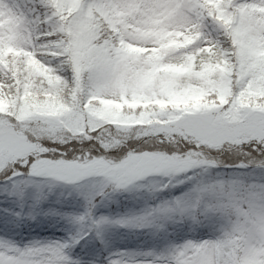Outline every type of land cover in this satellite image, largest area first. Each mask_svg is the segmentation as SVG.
<instances>
[{"label": "snow or ice", "instance_id": "1", "mask_svg": "<svg viewBox=\"0 0 264 264\" xmlns=\"http://www.w3.org/2000/svg\"><path fill=\"white\" fill-rule=\"evenodd\" d=\"M137 190L152 202L97 214ZM0 202L6 225H67L0 237V264H194L225 230H252L264 0H0ZM121 229L154 246L116 248Z\"/></svg>", "mask_w": 264, "mask_h": 264}, {"label": "rangeland", "instance_id": "2", "mask_svg": "<svg viewBox=\"0 0 264 264\" xmlns=\"http://www.w3.org/2000/svg\"><path fill=\"white\" fill-rule=\"evenodd\" d=\"M185 189L177 187L172 191H161L157 194L158 199H169L178 196ZM149 194L143 190L133 191L131 193H121L114 197L112 202L106 206H101L97 210L98 215H116L128 211H138L145 204L151 203ZM7 207L0 202V209ZM252 230L241 232L239 229H228L222 236L210 245L198 248L189 253V261L194 264H238L239 252L242 253L241 261L246 264H259L255 257L264 252V217H257L251 221ZM184 226H170V231L180 232ZM67 225L62 221H50L43 224L28 222L15 227L5 223V215L0 211V237L17 241L26 242L33 238H63L67 235ZM196 238H208L207 232L181 233ZM88 238L86 237L85 240ZM112 242L118 249H141L154 246V242L146 235L141 233H129L123 229L115 232L112 236ZM84 244V241H81ZM79 248V246H78Z\"/></svg>", "mask_w": 264, "mask_h": 264}, {"label": "trees", "instance_id": "3", "mask_svg": "<svg viewBox=\"0 0 264 264\" xmlns=\"http://www.w3.org/2000/svg\"><path fill=\"white\" fill-rule=\"evenodd\" d=\"M239 255H240V257H239V262H238V264H246V263H244V262L241 261V255H242L241 252H239Z\"/></svg>", "mask_w": 264, "mask_h": 264}]
</instances>
